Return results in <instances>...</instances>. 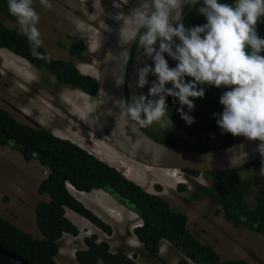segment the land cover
I'll list each match as a JSON object with an SVG mask.
<instances>
[{"label": "trees", "instance_id": "trees-1", "mask_svg": "<svg viewBox=\"0 0 264 264\" xmlns=\"http://www.w3.org/2000/svg\"><path fill=\"white\" fill-rule=\"evenodd\" d=\"M237 1L239 0H218L219 3L228 5ZM189 5L193 8L186 14L182 12V23L185 35L190 38L196 27H203L208 21L200 11L207 7L205 0H191ZM3 18L17 21L9 13L8 0H0V48H6L27 59L39 69L42 73L39 85L55 89L72 87L90 95L96 94L97 79L83 74L73 59L52 57L42 45L30 40L24 29L7 25ZM142 30L139 37L143 34ZM256 32L260 39H264V16L259 17ZM205 34L199 35L203 38ZM178 46L183 44L175 36L170 40L168 49L179 56ZM87 47V43L80 39L72 41L68 49L71 55L81 59ZM169 51L162 53V56L168 62L169 68L175 69L180 61L173 58ZM245 52L251 55L254 49L246 44ZM256 54L264 56V47ZM181 80L184 83H194L196 91H204L202 98L189 97L194 104L193 108L181 104L174 95H168V89L178 91L171 82L157 95L159 98L165 97L166 109L173 122L190 138L181 137L160 127L152 130L148 125L142 126L140 121L135 120L145 132L162 143L200 151L225 148L246 138L225 132L217 123L225 109L220 102L221 97L232 90V86L216 87L212 83L195 82L187 75L182 76ZM130 98L129 92V107L132 106ZM180 108H183L184 114L194 119V123L189 124L182 119L177 111ZM153 125L156 126L154 123ZM0 144L19 151L26 161L36 159L49 169L48 176L38 187V193L47 194L49 199L40 200L35 207L40 236L25 231L0 214V245L33 264H138L137 254L130 255L122 248L113 251L109 242L99 240L97 234L84 237V246L76 251L73 262L62 263L58 260L62 237L65 234H80L78 226L67 217V208L87 218L106 233H112L111 225L77 199L69 190L68 183L84 192L102 189L137 213L143 223L134 229V233L142 244L141 254L144 258H159L163 241L167 240L179 255L178 264H254L242 258L224 259L212 244L202 241L190 228L188 214L172 205L167 198L148 192L140 184L127 178L122 171L71 140L58 137L47 128L20 121L2 106ZM263 162L264 158L241 167L206 172L212 179V185H199L189 193L190 198L197 200L209 196L220 206L217 213L223 212L227 219L239 227L264 234V184L257 186L254 178L244 175L248 169ZM184 171L190 175L201 174L193 169ZM157 188L161 189L159 185ZM253 188L256 193L253 196L254 203H251L250 194ZM178 189L188 191V186L180 184ZM0 264L17 263L0 253Z\"/></svg>", "mask_w": 264, "mask_h": 264}, {"label": "rangeland", "instance_id": "rangeland-1", "mask_svg": "<svg viewBox=\"0 0 264 264\" xmlns=\"http://www.w3.org/2000/svg\"><path fill=\"white\" fill-rule=\"evenodd\" d=\"M131 2L32 0L31 6L39 17L34 22L40 32L39 44L54 58L73 59L84 74L98 75L102 48ZM3 20L11 27L24 29L18 21L8 18ZM80 39L87 43L88 48L83 58L77 59L71 55L68 47L72 41ZM41 81L42 73L29 61L7 49H0V106L20 121L47 128L61 137L71 139L98 157L109 159L110 156L112 159L107 162L118 167L126 176L128 174L148 192L162 195L172 205L185 211L189 216L190 228L202 241L212 244L224 259L242 258L254 264H264L263 233L239 227L227 219L223 212L217 213L220 206L209 196L197 200L190 198L189 193L199 185H212L208 175H187L180 171L151 168L121 153L114 154V146L97 121L95 102L92 101L94 98L69 87H43L39 85ZM48 173V168L38 160L28 162L19 151L0 144V214L35 236L41 235L36 224V204L49 199L47 194L38 193V187ZM183 175L188 191L178 189V181ZM244 175L254 178L257 186L263 185L264 163L254 166ZM158 185L161 189L157 188ZM255 193L253 188L251 203H254ZM83 194L80 196L83 203L111 225L112 233H106L87 218L68 209L66 215L78 226L80 234L62 237L58 255L60 262H73L76 251L84 246V237L97 234L99 240L109 242L113 251L122 248L130 255L137 254L138 264H178L179 255L167 241L163 242L159 258L143 257L142 244L134 233V229L143 223L137 213L120 204L104 190Z\"/></svg>", "mask_w": 264, "mask_h": 264}, {"label": "clouds", "instance_id": "clouds-1", "mask_svg": "<svg viewBox=\"0 0 264 264\" xmlns=\"http://www.w3.org/2000/svg\"><path fill=\"white\" fill-rule=\"evenodd\" d=\"M133 1L134 0H132V2ZM181 1L183 0H153L154 10L151 12L150 16H147L140 10V8H137L133 10L130 17L125 20L126 26L132 23L133 17L137 18L138 21L144 22V26L147 27L148 31L146 34L141 35V42L148 46L147 51L149 54L155 51V49L151 46L155 44L157 36L170 41L172 36L175 35L182 41L183 46H178V51L180 53L179 56L170 52L166 44H161V51H169V54L172 55L173 58L178 59L180 62L175 69H170L168 62L163 58V56L160 53L156 54V66L154 72L158 76L159 84L158 86H153L150 89V94L156 95L162 92L164 90V86L171 82L174 85V88L178 89V91L168 89V95H174L179 99L181 104H185L188 105L189 108H193L194 104L189 97L202 98L204 96V91L202 89L199 91L194 90V83L182 82V76H190L195 82L212 83L216 87H220L221 85L232 86V90L227 91L221 97L220 102L225 106V109L222 114V118L218 120L217 123L225 132L231 133L233 136H244L251 140H260L261 142H264V56L256 54L261 51L262 47H264V39H260L256 32L258 19L259 17L264 16V0H239L230 5L221 4L218 0H205L207 7L201 8L200 11L206 16L208 23L203 27H196L191 32L190 38L185 35L184 24L179 22V17L185 10L182 9ZM42 2H46V0H42ZM31 5L32 0H8L9 13L16 17L19 24L24 28V31L29 34V39L35 41L37 45H39L40 41L38 37L40 36V32L34 23L39 19V17ZM141 7H149L146 0ZM172 10H176L173 18L178 21L175 28L171 27L169 23ZM121 31L123 36V33L129 31V29L125 27ZM200 33L206 34L203 38H201L199 35ZM134 35L135 33L133 32L132 38H134ZM246 44L251 45L254 49L253 54L249 55L245 52ZM34 68L36 67L34 66ZM37 70L40 71L39 69ZM149 70L150 69L148 68L140 70L139 85L141 87H143L146 83L145 76ZM90 76L97 79L98 75ZM65 88L67 89L68 87H64V89ZM137 92L139 94L138 82ZM86 94L90 95L88 93ZM90 96L95 99V95ZM144 101L145 97L141 96L135 102L134 107H128L127 111L131 114V117L134 120L140 121L142 126L151 125L154 121H164L166 116L165 97L161 96L159 100L155 102L154 107L152 105L153 102L145 105ZM141 110L146 117L143 120L140 119ZM177 111L180 112L182 119H184L187 123H194V119L192 117L184 114L183 108L177 109ZM53 134L55 133L53 132ZM55 135L61 137L57 134ZM78 145L81 146L80 144ZM260 152L264 155V143L260 146ZM92 154L98 157L96 154ZM179 171L186 173L184 170ZM186 174L188 175V173ZM186 182V178L183 175L182 179L178 181V184H186ZM67 186L75 197L77 194H75L73 189L78 192H84L78 190L70 183H68ZM80 201L83 202L82 200ZM165 241L167 240H164L163 242ZM167 242L170 244L169 241Z\"/></svg>", "mask_w": 264, "mask_h": 264}, {"label": "water", "instance_id": "water-1", "mask_svg": "<svg viewBox=\"0 0 264 264\" xmlns=\"http://www.w3.org/2000/svg\"><path fill=\"white\" fill-rule=\"evenodd\" d=\"M187 1H181L182 9ZM144 2L145 0H134L123 13L104 44L99 59L98 89L95 94L94 111L99 125L110 142L117 151L134 162L167 170L193 169L206 173L241 167L263 159L264 155L260 152V146L264 142L260 140L245 138L234 145L207 151L179 148L156 140L131 117L127 111L126 74L135 38L144 26V22L133 17L132 23L126 26L125 20L137 8L150 16L154 10L153 0H146L149 4L148 8L141 7ZM125 27L129 31L123 33L122 36L121 30ZM133 32L135 33L134 38H132ZM160 54L162 55V51ZM129 92L134 107L138 100L135 76L129 81ZM156 99L158 101L159 97ZM140 119H145L142 112ZM156 123L164 130L184 138H190L167 117L164 121H156ZM0 253L17 264H33L2 245H0Z\"/></svg>", "mask_w": 264, "mask_h": 264}, {"label": "flooded vegetation", "instance_id": "flooded-vegetation-1", "mask_svg": "<svg viewBox=\"0 0 264 264\" xmlns=\"http://www.w3.org/2000/svg\"><path fill=\"white\" fill-rule=\"evenodd\" d=\"M190 2H191V0H188L185 8H183V10L185 9L183 11V12H185L184 14H186L187 11H190L193 8V6L189 5ZM175 11L176 10H172V13H171L170 18H169L170 26L173 28H175L177 26V23H178L177 19H175V21H174V18H173L175 16ZM183 18H184V16L181 14V16L179 17V22H182ZM142 29H144V28H142ZM142 31H143V34H146L148 31L147 27ZM174 37H175V35L172 36V39H174ZM169 42H170L169 40H166L162 37L157 36V40H156L155 44H153L151 46L155 49V51L153 53L149 54L147 51L148 46L146 44L142 43L141 42V36L139 37V34L137 35L134 47H133L132 52H131L130 60L128 63V68H127L126 99H127L128 107H129V81L131 80V78L133 76L137 77L138 91H139L138 99L141 96H143V97H145V101H144L145 105L153 102L152 105H153V107L155 106V102L157 101L156 98L158 97V95L157 94L156 95L150 94V89L153 86H158V76L154 72L155 66H156L155 57H156V54L160 53V51H161V44L163 43V44H166L168 46ZM164 52L165 51H162L163 54H164ZM145 68H148L150 70L147 72V74L145 76L146 83L143 85V87H141L139 85L140 70L145 69ZM141 112H142L143 117L146 118L145 114L143 113L142 110H141ZM166 117L173 121L171 114L167 111V109H166ZM166 117L164 119H166ZM153 123L156 124V126H154ZM153 123L151 125H148L150 128H152V130H156V127H160L156 123V121H154Z\"/></svg>", "mask_w": 264, "mask_h": 264}, {"label": "bare ground", "instance_id": "bare-ground-1", "mask_svg": "<svg viewBox=\"0 0 264 264\" xmlns=\"http://www.w3.org/2000/svg\"><path fill=\"white\" fill-rule=\"evenodd\" d=\"M75 92H80V93H83L81 90H75ZM82 100V99H81ZM95 100V99H94ZM109 145V144H108ZM108 147H110V146H108ZM115 149V148H114ZM111 151V150H110ZM112 151H113V149H112ZM111 151V152H112ZM116 151V152H115ZM115 151H113V153L114 154H120V153H118V151L115 149ZM109 157V159H112V158H110V156H108ZM101 160H103V161H105V162H107V161H110L109 159H105L104 157H99ZM120 162L122 163V160H120ZM107 163H109V162H107ZM120 163V164H121ZM110 165H112L111 163H109ZM113 166V165H112ZM114 167H116V166H114ZM148 167V166H147ZM118 168V167H117ZM151 168H154V167H151ZM119 169V168H118ZM157 169V168H156ZM120 170V169H119ZM169 171H174V172H177V171H179V170H170L169 169ZM127 177L129 178V179H131L129 176H128V174H127ZM131 180H133V179H131ZM133 181H135V180H133ZM136 182V181H135ZM138 183V182H137ZM73 191L75 192V194H77V195H80V196H84V192H78V191H76V190H74L73 189Z\"/></svg>", "mask_w": 264, "mask_h": 264}, {"label": "crops", "instance_id": "crops-1", "mask_svg": "<svg viewBox=\"0 0 264 264\" xmlns=\"http://www.w3.org/2000/svg\"><path fill=\"white\" fill-rule=\"evenodd\" d=\"M92 101H93V103L95 102L94 99H92ZM76 197L79 198L80 200H82V201L84 202V200L80 197V195H77ZM67 210H68V209H67ZM69 210H71V209H69ZM72 218H74V219H78V218H76L75 216H73ZM79 218H81V217L79 216ZM65 235H66V234H65ZM65 235H64V236H65ZM68 235H71V234H68ZM64 236H63V237H64ZM72 236H73V235H72Z\"/></svg>", "mask_w": 264, "mask_h": 264}]
</instances>
